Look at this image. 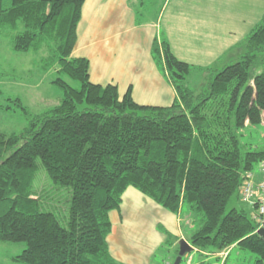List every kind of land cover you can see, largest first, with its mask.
I'll use <instances>...</instances> for the list:
<instances>
[{
	"label": "trees",
	"instance_id": "trees-1",
	"mask_svg": "<svg viewBox=\"0 0 264 264\" xmlns=\"http://www.w3.org/2000/svg\"><path fill=\"white\" fill-rule=\"evenodd\" d=\"M85 2L0 0V37L10 49L47 52L59 74L81 84L55 80L62 90L55 106L38 115L22 107L24 130L0 132V242L24 243L15 258L22 264H121L108 244L110 213L132 187L169 212L185 204L200 217L193 248L237 245L264 264L254 221L243 210L227 211L240 200L244 175L264 161V148L244 150L240 140L242 130L264 122V17L238 45L235 62L209 70L200 92L185 84L191 65L155 40L154 59L177 98L150 107L136 103L131 89L121 97L116 85L94 84L90 62L73 57ZM258 65L261 73L252 75ZM40 169L56 190L71 193L64 225L56 200L48 203L35 187Z\"/></svg>",
	"mask_w": 264,
	"mask_h": 264
},
{
	"label": "crops",
	"instance_id": "crops-1",
	"mask_svg": "<svg viewBox=\"0 0 264 264\" xmlns=\"http://www.w3.org/2000/svg\"><path fill=\"white\" fill-rule=\"evenodd\" d=\"M153 6L145 0H86L73 52L74 58L90 62L94 84L116 85L121 97L131 89L136 103L150 107H170L177 98L154 59L155 40L166 41L189 64L204 56L228 61L239 56L238 45L264 17V0H163L160 9ZM255 9L254 17L250 13ZM215 27L225 32L211 31ZM254 170L258 175V168ZM110 219L108 244L121 264H173L180 242L190 244V237L202 226L187 205L172 213L132 187ZM232 253L240 258L236 264L253 258L235 245L226 258L193 248L183 262L228 264Z\"/></svg>",
	"mask_w": 264,
	"mask_h": 264
},
{
	"label": "rangeland",
	"instance_id": "rangeland-1",
	"mask_svg": "<svg viewBox=\"0 0 264 264\" xmlns=\"http://www.w3.org/2000/svg\"><path fill=\"white\" fill-rule=\"evenodd\" d=\"M145 1H149L151 5H154L153 7L160 9L159 6L163 0H156L155 3L153 0ZM255 12L258 11L255 9L250 15L255 17ZM211 31L225 32L223 27H215ZM186 56L187 54L184 55V58ZM47 57V52H42L39 55L34 53L16 54L10 49L8 39L0 37V132L10 135L13 133L18 134L24 130L28 124V119L22 107L27 109L32 115H38L55 106L62 96L61 88L53 83L55 80L64 79L72 87L81 88L80 82L72 81L67 76L59 74L58 66L53 61L49 62L50 60ZM47 60L49 65L45 66ZM235 61L236 59L224 61L223 57L210 58L204 56L196 63L190 64L192 70L185 84L192 91L200 92L209 82L211 75L209 70L221 68ZM259 73H261L260 65L252 71V75ZM240 140L242 145H244V150L249 148L253 150L263 149L264 122L242 130ZM35 187L40 194L48 199V203L52 201V203H55L54 200H56L57 208L54 212L60 223L64 225L68 216V201L71 199L69 190H56L52 181L42 169L38 172ZM234 208L245 211L249 218L252 219L251 208L236 197L228 204L227 211ZM179 248L180 245H178L177 249ZM25 249L26 245L24 243L0 242V264H22L16 262L15 258L20 256ZM171 250H176V248ZM244 251L247 256L252 255L253 258L246 257L239 264H255L257 255ZM217 253L222 258L228 256V250ZM239 259L232 253L228 264H236Z\"/></svg>",
	"mask_w": 264,
	"mask_h": 264
},
{
	"label": "built area",
	"instance_id": "built-area-1",
	"mask_svg": "<svg viewBox=\"0 0 264 264\" xmlns=\"http://www.w3.org/2000/svg\"><path fill=\"white\" fill-rule=\"evenodd\" d=\"M255 170L244 175V182L240 190V200L251 208L252 220L257 229H264V161Z\"/></svg>",
	"mask_w": 264,
	"mask_h": 264
},
{
	"label": "water",
	"instance_id": "water-1",
	"mask_svg": "<svg viewBox=\"0 0 264 264\" xmlns=\"http://www.w3.org/2000/svg\"><path fill=\"white\" fill-rule=\"evenodd\" d=\"M260 237L264 238V229H261L257 233ZM180 249H179V255L177 256L174 264H181L183 261V258L192 252L193 248L187 241H181L180 242Z\"/></svg>",
	"mask_w": 264,
	"mask_h": 264
}]
</instances>
